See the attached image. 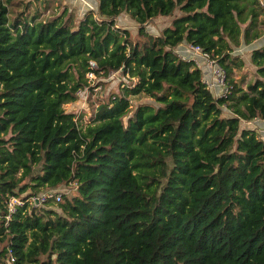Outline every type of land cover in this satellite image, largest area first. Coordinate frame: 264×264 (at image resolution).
<instances>
[{
    "label": "trees",
    "instance_id": "trees-1",
    "mask_svg": "<svg viewBox=\"0 0 264 264\" xmlns=\"http://www.w3.org/2000/svg\"><path fill=\"white\" fill-rule=\"evenodd\" d=\"M94 1L74 19L0 0V264H264V137L239 126L264 119V3ZM248 44L254 74L235 77ZM89 71L121 78L82 120L63 104Z\"/></svg>",
    "mask_w": 264,
    "mask_h": 264
},
{
    "label": "rangeland",
    "instance_id": "rangeland-1",
    "mask_svg": "<svg viewBox=\"0 0 264 264\" xmlns=\"http://www.w3.org/2000/svg\"><path fill=\"white\" fill-rule=\"evenodd\" d=\"M50 4H48V10L50 13L48 14H58L62 11L65 12L66 15L77 19L80 17L79 15L88 8L86 4H84L83 0H49ZM86 1V0H85ZM92 6H94L93 0H87ZM116 23L120 26H124L127 29L130 30V32H135L136 24L134 21L129 18V16L121 12L118 16L115 18ZM170 16H156L146 23V28L151 32H156L159 29H161L165 24L169 22ZM262 37V36H261ZM264 41V38H262ZM237 52L240 53L242 59H246L244 62L241 70L237 73H235V77H238L239 73L241 71L245 74V77L252 76L254 74V66L247 60L246 53L248 52L245 50V48H238ZM90 78V85H93L90 89L89 87H85L81 89V94L77 96L75 100L65 102L63 104L64 108L66 110H70L75 112L76 114L82 113V120H85L88 118L90 114L93 113L95 107L100 102H103L108 95L109 91H118V85L120 80L119 73L113 72L108 75H92L89 76ZM210 87V86H209ZM141 100V99H140ZM137 100L132 99V103H135ZM223 113H227L225 109H222ZM248 121V122H247ZM247 121H240L239 126L240 127H247V125H251L252 119ZM244 125V126H243ZM256 128V127H255ZM264 129V126L262 127V130ZM262 130L259 132V135L262 136ZM57 190L63 191L64 193H69L70 188L68 185H59L56 187Z\"/></svg>",
    "mask_w": 264,
    "mask_h": 264
},
{
    "label": "built area",
    "instance_id": "built-area-1",
    "mask_svg": "<svg viewBox=\"0 0 264 264\" xmlns=\"http://www.w3.org/2000/svg\"><path fill=\"white\" fill-rule=\"evenodd\" d=\"M84 4L87 5L88 8H93L94 6H92L87 0H83L82 1ZM259 2L262 4L264 3V0H259ZM188 51H190L193 55L194 54H199L200 56L203 57V59L206 61L204 62L206 64L207 67V71H209V76L211 77L209 81H207L205 79V81L210 85H216L217 87V92L216 95H221L223 94L226 89L224 86V70L223 68L215 61L207 59L205 54L203 52L200 51L198 46H191L189 45L188 47ZM90 66H94L93 61H89ZM87 77L90 79L93 73L91 71L86 73ZM211 80H213V83ZM85 88V87H84ZM83 89V88H81ZM81 89H77L75 91L76 96H78L79 94H81ZM262 136L264 137V129L262 130ZM56 189H47V190H43L39 193H37L35 196H31L30 200H33L34 203H42L47 197H53L54 201H58L60 199V193L55 192ZM20 203L19 198H17L16 196H10L7 200V206H6V211L7 214L5 215L6 218L8 217V214L10 211H12L14 209L15 204ZM9 260L11 261L12 258L10 257Z\"/></svg>",
    "mask_w": 264,
    "mask_h": 264
},
{
    "label": "crops",
    "instance_id": "crops-1",
    "mask_svg": "<svg viewBox=\"0 0 264 264\" xmlns=\"http://www.w3.org/2000/svg\"><path fill=\"white\" fill-rule=\"evenodd\" d=\"M94 1V0H93ZM95 2V1H94ZM262 38L263 37H260L259 39H257V40H255V44L256 45H258V44H260V43H262L263 42V40H262ZM186 43L185 42H182L181 44H180V48L182 49V48H186V46H184ZM245 48V50H247L248 52L245 54L246 55V58H247V60L249 61V49L251 48V44H248V45H245V46H243V49ZM179 51V50H178ZM180 52H183V50L182 51H180ZM191 54V55H190ZM199 54H192L191 52L189 53V57H191L192 56V58L195 60V63L199 66V67H206V64L204 63V61L202 60V57H199L198 56ZM244 60V62L246 61V59H243ZM250 62V61H249ZM207 68V67H206ZM209 71H204V74H203V78L204 79H206L207 81H209L210 80V76H209V73H208ZM212 82H210V83H213V80H211ZM210 86V85H209ZM213 87V88H212ZM210 89H211V91H212V93L214 94V95H216V92H217V87H216V85H212V86H210ZM227 112V111H226ZM248 122V121H247ZM252 124L251 125H247V127H249V128H254V127H256L257 128V130H258V133L262 130V127L264 126V119H258V118H253L252 119V122H251ZM244 126V125H243Z\"/></svg>",
    "mask_w": 264,
    "mask_h": 264
}]
</instances>
